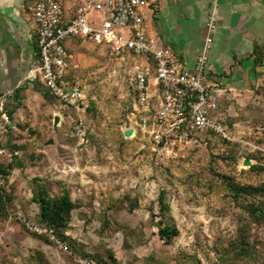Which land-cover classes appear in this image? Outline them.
<instances>
[{
    "label": "rangeland",
    "instance_id": "374dc122",
    "mask_svg": "<svg viewBox=\"0 0 264 264\" xmlns=\"http://www.w3.org/2000/svg\"><path fill=\"white\" fill-rule=\"evenodd\" d=\"M70 48L69 71L84 87L85 105L61 106L39 84V96L19 103V114L11 113L16 127L2 137L10 155L0 156V165L12 168L0 174L7 193L0 264H80L78 258L96 264H264V82L250 80L236 97H219L233 140L207 132L158 159L141 148L147 141L139 134L123 135L135 107L128 67L103 45L77 41ZM244 158L254 166L242 165ZM80 163L99 176L92 190L109 196L96 197L93 210L84 211L77 209L83 198L72 193L76 207L65 239L28 230L24 221H36L39 213L34 185L58 196L66 189L59 174L77 171ZM228 183L252 189L236 197ZM162 189L169 205L163 212L157 202ZM158 221L174 224L178 235L163 242ZM242 243L247 255L239 250Z\"/></svg>",
    "mask_w": 264,
    "mask_h": 264
},
{
    "label": "built area",
    "instance_id": "2783aa9c",
    "mask_svg": "<svg viewBox=\"0 0 264 264\" xmlns=\"http://www.w3.org/2000/svg\"><path fill=\"white\" fill-rule=\"evenodd\" d=\"M147 4V0H33L38 62L28 77L41 82L61 106L78 109L85 105L86 94L76 77H68L71 55L65 45L70 40L103 45L129 69L135 107L128 127L131 136L139 134L147 141L141 148L147 146L155 158L163 159L207 132L233 140L218 110L222 89L207 77L217 0H211L205 35L192 67L161 45L158 37L146 33ZM93 12L99 13L97 19L91 18ZM14 92L15 87L0 91V156L10 155L2 137L16 125L6 106ZM80 131L78 126L76 132ZM24 223L28 230L56 240L52 228L36 221ZM60 245L66 249L64 243Z\"/></svg>",
    "mask_w": 264,
    "mask_h": 264
},
{
    "label": "crops",
    "instance_id": "0c3cea01",
    "mask_svg": "<svg viewBox=\"0 0 264 264\" xmlns=\"http://www.w3.org/2000/svg\"><path fill=\"white\" fill-rule=\"evenodd\" d=\"M32 3L33 0H0V91L8 87L20 89L18 98L6 101L8 111L16 107L14 111L18 114L19 103L39 96V91L33 89L34 79L28 77L29 70L38 62ZM147 3L146 33L158 37L161 45L169 47L187 67H192L205 35L211 0H147ZM216 14L207 77L221 87L220 97H236L245 82H264V54L258 64L253 53L256 45L264 51V0H217ZM75 168L78 170L72 169L74 173L65 169L59 176L71 194L83 198L77 209L92 211L90 201L96 204V197L105 198L109 193L92 190L99 176L91 172L93 169L88 171L91 167L80 163Z\"/></svg>",
    "mask_w": 264,
    "mask_h": 264
},
{
    "label": "trees",
    "instance_id": "16d2710c",
    "mask_svg": "<svg viewBox=\"0 0 264 264\" xmlns=\"http://www.w3.org/2000/svg\"><path fill=\"white\" fill-rule=\"evenodd\" d=\"M71 43H67L65 46L68 52L71 51V45L77 43L76 40ZM35 42V51L37 55V46H36V35L34 38ZM253 53L255 54V62L258 64L262 63L263 59V48L261 46H255ZM38 58V55H37ZM69 78L72 75L69 73ZM39 84H41L44 89L47 91L48 95L51 99L55 100L54 96L45 88V86L39 82L37 79L34 80L33 89L39 90ZM20 89H15L14 95L15 98H18V92ZM16 107L11 108L8 113L11 116V113L14 111ZM16 127V126H15ZM213 133V132H210ZM224 141V140H223ZM254 165H251L252 168ZM11 165H0V174L6 175L8 172L7 170L11 169ZM228 188L234 194V196H239L240 194H249L252 188L239 185L237 183H228ZM5 189L0 185V212L4 209V203L7 199ZM32 200L38 205L39 213L38 219L36 220L39 224H44L53 229L56 236L61 239H65L66 236L64 235V230L68 225L70 220L71 211L76 207V201L71 196V193L68 189L63 188L61 194L58 196H51L48 192V189L42 185H34L32 190ZM158 208L161 212L167 211L169 209L168 203L165 201V191L162 189L159 191L157 196ZM254 214V213H253ZM178 228L174 224L163 223L161 221L157 222V234L158 237L165 243H168L174 236L178 235ZM239 250L244 252V255L248 254V247L245 246L243 243L240 245Z\"/></svg>",
    "mask_w": 264,
    "mask_h": 264
},
{
    "label": "water",
    "instance_id": "95a60500",
    "mask_svg": "<svg viewBox=\"0 0 264 264\" xmlns=\"http://www.w3.org/2000/svg\"><path fill=\"white\" fill-rule=\"evenodd\" d=\"M58 123V115H54L53 117V125L55 126ZM132 134V128L128 127L126 129L123 130V135L125 137H129ZM242 165L245 166H250L251 165V161L248 158H244L242 161Z\"/></svg>",
    "mask_w": 264,
    "mask_h": 264
}]
</instances>
